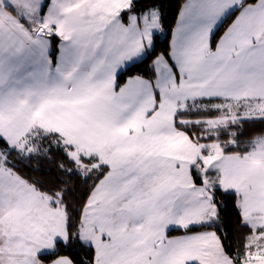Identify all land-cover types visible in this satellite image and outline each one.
<instances>
[{
    "label": "snow or ice",
    "instance_id": "6c2138e0",
    "mask_svg": "<svg viewBox=\"0 0 264 264\" xmlns=\"http://www.w3.org/2000/svg\"><path fill=\"white\" fill-rule=\"evenodd\" d=\"M137 2L0 0V264H73L70 245L89 264H264V133L240 139L264 122V0H183L160 54V6ZM53 146L93 181L75 224L66 187L20 173ZM220 190L249 229L235 257L207 230Z\"/></svg>",
    "mask_w": 264,
    "mask_h": 264
},
{
    "label": "trees",
    "instance_id": "16d2710c",
    "mask_svg": "<svg viewBox=\"0 0 264 264\" xmlns=\"http://www.w3.org/2000/svg\"><path fill=\"white\" fill-rule=\"evenodd\" d=\"M183 0H138L135 4L137 9L145 8L148 5L160 6L163 27L165 28L163 38H160L157 34L158 41L156 45L155 54L161 52H167L171 29L175 26L176 18L179 13L180 5ZM126 18V14H125ZM54 46L57 47L58 38L53 37ZM151 58L146 60L144 63L139 65V69L133 68L131 74H142L146 77L152 75L151 70ZM128 73L120 75L118 82L123 84L127 79ZM195 119V117H192ZM191 132H198V129H188ZM243 135L240 137L241 141L243 136L252 137L257 135L259 132L264 133V122L255 121L246 123L243 126ZM227 139V137H222ZM208 142V141H205ZM65 164V170H62L59 165ZM67 168H72L75 174L71 175L69 179V173L66 171ZM21 175L27 177L32 181H36L39 185L43 186V190H55L56 188L66 187L68 189V195L65 197L68 206V212L72 218L73 224L78 221L82 206L87 200L89 189L93 183L92 180H88L84 183V177L75 170V165L68 163L64 153L58 151L55 146L52 147L51 154L47 157L33 159L31 162L20 165ZM61 181H67V184H61ZM216 202L219 206L221 214L220 222L212 228L207 230H216L219 228L218 235L222 238V243L225 246L226 252L235 257L237 253H243L245 238L249 234V229L243 226L242 219L239 215V211L236 208V198L233 193H225L223 190L218 191L216 195ZM204 230V229H201ZM183 233V230H173L170 234L176 235ZM60 255L68 256L73 264H89L94 256V250L87 247H80L79 245H70L66 249L60 252Z\"/></svg>",
    "mask_w": 264,
    "mask_h": 264
},
{
    "label": "crops",
    "instance_id": "0c3cea01",
    "mask_svg": "<svg viewBox=\"0 0 264 264\" xmlns=\"http://www.w3.org/2000/svg\"><path fill=\"white\" fill-rule=\"evenodd\" d=\"M58 39H59V37H57ZM170 40H171V35H170ZM59 43H60V40H58V43H57V47H58V45H59ZM257 121H259V120H257ZM259 134H262V132H259L257 135H259ZM250 137H248V136H243L242 137V140L243 141H246L247 139H249ZM239 211V210H238ZM209 231H212V230H209ZM182 233H179V234H176V235H181ZM176 235H173V236H176Z\"/></svg>",
    "mask_w": 264,
    "mask_h": 264
},
{
    "label": "rangeland",
    "instance_id": "374dc122",
    "mask_svg": "<svg viewBox=\"0 0 264 264\" xmlns=\"http://www.w3.org/2000/svg\"><path fill=\"white\" fill-rule=\"evenodd\" d=\"M157 34L159 35L160 38H163V36H164V32H162V33L158 32Z\"/></svg>",
    "mask_w": 264,
    "mask_h": 264
}]
</instances>
